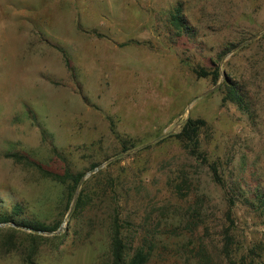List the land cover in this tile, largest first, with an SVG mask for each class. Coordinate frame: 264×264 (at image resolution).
<instances>
[{"label":"rangeland","instance_id":"1","mask_svg":"<svg viewBox=\"0 0 264 264\" xmlns=\"http://www.w3.org/2000/svg\"><path fill=\"white\" fill-rule=\"evenodd\" d=\"M66 170L70 202L49 173ZM248 188L264 194V0H0V212L57 226L0 223V264L31 245L35 264H105L115 215L161 242L147 264H229L228 212L236 262L264 264Z\"/></svg>","mask_w":264,"mask_h":264},{"label":"trees","instance_id":"2","mask_svg":"<svg viewBox=\"0 0 264 264\" xmlns=\"http://www.w3.org/2000/svg\"><path fill=\"white\" fill-rule=\"evenodd\" d=\"M173 19L175 23L181 27L184 24V20L182 16L177 13L174 14ZM232 48H227L225 51L222 52V54H225L229 52ZM197 74L199 76H207L210 74V72L205 71L204 69L196 70ZM211 74L213 75L214 79H216L219 75V68H215ZM227 82V80H226ZM228 95L229 98L235 101L240 109L246 110V105L244 101V96L234 85V83H226ZM204 124V120L202 119H187L184 123V126L182 128V131L177 134L178 137H185L188 141L193 142L195 145V140H193V135L196 134L199 127H201ZM193 134V135H190ZM12 155V154H11ZM213 175L216 181H220L219 177L217 176L216 169L212 167ZM51 177L54 179H58L60 181H63L68 186V197L69 202L73 198V195L75 193V190L78 186V184L81 181V174L80 173H71L69 171H65L63 174L53 173L49 172ZM250 187V186H249ZM251 188V187H250ZM248 188L247 191L248 195H250L253 199H255L258 203V207L264 211V194L260 193L257 190H253ZM85 187L82 189L79 193L77 198L74 202V211L78 212L83 206L88 204V202L92 201L89 199V197L86 196ZM230 204L234 203V199L230 197L229 199ZM13 214L18 213V206H14ZM227 221L229 222V226H233L234 220L230 216V213L228 212L226 216ZM8 222L13 226L17 227H25L28 229H31L32 231H43V232H51L56 230L57 226H46L45 224L38 222L36 220H30V219H17L13 217L12 215L1 213L0 212V223ZM133 222L128 219H121L118 217V215H115L113 218H111L109 227H108V233H109V257L105 264H147L152 257L155 248L160 246L159 241H156L152 233L147 228V225H145L144 222L137 223V226H133ZM13 226H10L11 230L16 231L19 230V228H15ZM227 227L224 231V237L226 242V250L225 256L229 258V264H238L235 260L234 254V248H231V243L233 242L232 237L233 233L230 234V227ZM33 237V240L35 238L34 235H37L35 233L30 234ZM203 246L201 245L200 248L197 250V255L202 256L204 254L203 252ZM36 247L34 245H31L28 249V254L26 257V262L28 264H35L33 261L32 256L35 253ZM202 264H210L207 262V260H204L203 258H200Z\"/></svg>","mask_w":264,"mask_h":264},{"label":"water","instance_id":"3","mask_svg":"<svg viewBox=\"0 0 264 264\" xmlns=\"http://www.w3.org/2000/svg\"><path fill=\"white\" fill-rule=\"evenodd\" d=\"M39 232H43V231H39ZM56 232V231H55ZM55 232H53V233H55Z\"/></svg>","mask_w":264,"mask_h":264}]
</instances>
